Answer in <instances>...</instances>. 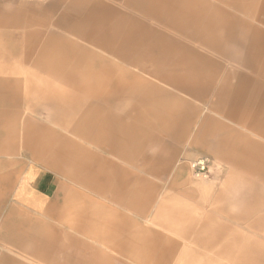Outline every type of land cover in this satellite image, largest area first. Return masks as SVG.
Returning a JSON list of instances; mask_svg holds the SVG:
<instances>
[{"label":"crops","instance_id":"obj_1","mask_svg":"<svg viewBox=\"0 0 264 264\" xmlns=\"http://www.w3.org/2000/svg\"><path fill=\"white\" fill-rule=\"evenodd\" d=\"M114 2L117 6L107 0H50L48 10L61 13L55 26L64 32L48 30L42 38L39 33H26L30 29L29 20L22 12L0 10V28L13 30L10 35L13 49L8 53L0 51V58L4 54L14 60L19 57L32 66L31 72H37L34 81L29 68L14 72L8 63L0 66V157H8L0 159V169L4 167L1 162L8 166L6 171H0V184L5 192L12 182L13 202L44 210L54 219L42 222V240L32 237L34 242L42 243V264L180 262L178 254L186 250L185 246L180 249L176 240L141 227L131 216H142L141 209L146 204L141 200L153 199L152 195L142 194L139 177L107 156L115 155L149 172H154L157 166L164 167V158L144 153V145L153 142L150 129L157 125L164 135L177 139L180 134L176 128L183 117L182 129L189 124L187 119H199L194 125L196 145L234 163L264 184V155H253L255 135L262 134L264 139V0L253 19L247 21L239 20L228 11V6L216 1ZM17 39H24V43ZM205 47L212 56L197 52ZM225 59L230 66L224 64ZM210 70H216V78L222 81L213 88L204 83ZM38 72L56 76L62 86H68L76 94L69 96L61 89L60 100L34 99L33 92L51 91L42 90L50 84L42 81ZM177 93L205 96L214 100L215 105L209 108L178 105L184 99ZM64 103L73 114H65ZM45 106L51 112L42 119ZM120 109L125 112L120 114ZM208 122H213L212 128ZM76 138L102 153L94 152ZM162 147L173 150L168 143ZM230 147L253 156L241 161L229 153ZM20 150L48 158L45 159L48 167L57 168L60 161L66 163L74 168L75 174L70 176L75 179H81L84 171L92 173L91 179L99 184L97 189L108 192L109 200L118 208L109 206L104 226L88 212L69 218L62 215L61 209L48 208L52 204L49 191L52 182L45 180L41 169L29 164L15 184L16 170L10 168ZM139 159L143 163L136 165L135 160ZM102 168L108 170L101 172ZM258 193L257 187H252L253 199L248 210L264 206ZM207 222L200 227L202 232ZM244 225L262 242H249L254 251L248 258L240 246L237 262L264 264V231L257 227L256 220ZM225 229L223 225L216 240L210 243L199 238L195 230L187 238L191 241L196 238L201 248H212L216 242L226 245ZM12 233L22 235L15 239V246L35 251L26 240L24 229L18 227ZM240 238L238 235V243Z\"/></svg>","mask_w":264,"mask_h":264},{"label":"rangeland","instance_id":"obj_2","mask_svg":"<svg viewBox=\"0 0 264 264\" xmlns=\"http://www.w3.org/2000/svg\"><path fill=\"white\" fill-rule=\"evenodd\" d=\"M107 1L111 4H117L114 2L115 0ZM207 1H216L220 5L228 6L226 7L228 11L235 17L237 16L239 20L244 21L253 19L254 13L260 8L262 2V0ZM48 3H50V0H0V10L22 12L25 15L24 17L28 18V26L30 28L27 32H24L27 34L31 31L39 33L42 38L48 30L56 29L59 33L64 32L63 28L55 26L61 14L60 10L49 11ZM231 6H233V9H231ZM12 33V29L9 31L0 28V51L8 53L13 49V42L10 39ZM17 40L19 43H24L22 42L24 39ZM193 45L194 48H197L196 44L193 43ZM228 47L230 46L228 45ZM197 52L212 56L206 47L198 48ZM4 63L13 66L12 70L14 72H22V70L29 68L30 71L28 73L33 76L30 78L36 77L34 73L36 75L37 72H31V69L33 70L32 66L23 63L19 57L17 60H14V58H9L8 55L5 56L4 54L0 58V66L2 67ZM224 64L230 66V61L225 59ZM216 74V70L206 72L204 83L207 88H213L215 85L222 83L219 80L220 78H216ZM38 75L42 76V81L50 84L49 87H42V90L51 91L47 93L42 92V94L33 92L32 97L34 99L42 101L47 97L48 99L53 98L52 100H60L58 90L61 89L66 90V95L73 96L76 94L68 86H62L55 78L56 76H52L46 72H38ZM35 80L36 78H34ZM193 94L177 93L181 100L184 99L183 101H179L178 105L189 104L192 108H197V106L201 105L206 108L214 107V100ZM64 105L66 107L62 108L65 109V114H73L71 107H68L69 105L65 103ZM45 109L42 112V119L51 112L46 106ZM118 112L122 114L125 111H121L120 109ZM72 117L74 118L75 116L72 115ZM183 120H180L176 128L178 134H180V138L177 139L164 135L160 125L150 129L152 131L153 142L150 141L144 145V153L151 157L159 156L164 158L162 164L165 165L164 167H155L156 170L154 172H149L147 168L142 166H132L115 155L108 154L107 156L116 164L123 166L129 172L139 177L138 186L143 188L142 194L152 195L153 199L141 200L146 204L141 209L142 216L136 214H132L131 216L140 223L141 227L158 231L176 240L180 244V249L182 246L186 247V250L178 254V260H180L178 264H240L237 262L236 256L239 247L241 246V249L245 252L244 257L248 258V255L250 256V253L254 251L250 247L249 242H262L260 238L253 236L251 231L244 228V224L245 222L256 220L257 227L264 231V217L260 218L264 214V206L259 210H248V203L253 199L250 190L252 187H257L259 192L257 196L260 195L263 198L261 200H264V184L255 181L251 175L242 172L234 163L197 146L194 125L200 122L199 119L195 117L191 120L187 119L186 122H189V124L185 125L184 129H182ZM209 124L211 125L210 128H212L213 122ZM144 129L148 128L145 127ZM255 138L253 155H264V139H261L262 134H256ZM156 139L159 140V143ZM78 140L94 152L102 153L92 145L80 139ZM167 143L172 146V151L163 149V144ZM18 146L17 143L16 148ZM19 153L10 168L16 170L15 184H17L24 169L29 164L35 165L37 170L41 169L42 175H46L45 180L52 182L49 190L50 194H52L50 197L52 204L48 208L61 209L62 215L69 218H75L82 214V211L88 212L89 216L92 215L94 221L102 226L108 221L106 218H108L110 213L108 210L109 206L118 208L115 202L109 200L108 192H102L100 189H97L99 184L96 183L95 179H91L93 177L92 173L88 174V172L84 171L81 179L80 177L75 179L70 176V174H75L74 168L66 165L64 162L60 161L57 168L52 165L50 168L45 165V159H48L46 157L35 156L26 150H20ZM229 153L236 156V159L240 158L241 161H247L248 158L253 156L246 155V151L237 152L233 147H230ZM196 154L206 155L213 161L212 174L208 178H198L191 174L188 160ZM5 157H0V159L6 160L8 158ZM135 163L136 165H140L143 161L139 159L135 160ZM146 163H149V161H146ZM1 164L4 167L0 171H6L8 166H5V163L2 162ZM101 170L103 172L108 169L102 168ZM68 174L70 176L69 179L66 178ZM12 187L13 183L10 182L8 189L4 192V188L0 184V193H3L0 197V264H42V243L38 240L34 242L32 237H39L42 240V222H54V219L49 214L44 213V210L41 212L29 209L19 203L13 202L11 195ZM218 209H222V212H217ZM224 214L230 218H226L223 216ZM239 216L242 219L236 221L234 218ZM206 220L208 221L207 226L202 232L200 227ZM223 225L226 227L224 230V242L226 245L216 242L212 248H201L196 238L192 239V241L187 238L195 230L194 232L199 238L208 243L213 242L216 240V236ZM18 227L24 229L26 240L35 247V251L32 248L22 250L15 246V239L22 236H16L12 233ZM238 235L242 236L239 243ZM194 249H200L203 252L202 254H198Z\"/></svg>","mask_w":264,"mask_h":264},{"label":"built area","instance_id":"obj_3","mask_svg":"<svg viewBox=\"0 0 264 264\" xmlns=\"http://www.w3.org/2000/svg\"><path fill=\"white\" fill-rule=\"evenodd\" d=\"M191 174L198 178H208L212 174L213 161L206 155L196 154L188 160Z\"/></svg>","mask_w":264,"mask_h":264}]
</instances>
